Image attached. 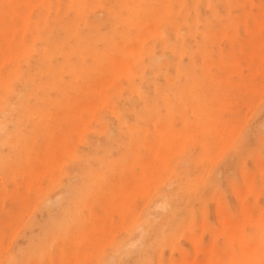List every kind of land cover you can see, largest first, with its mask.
<instances>
[{
	"label": "rangeland",
	"instance_id": "374dc122",
	"mask_svg": "<svg viewBox=\"0 0 264 264\" xmlns=\"http://www.w3.org/2000/svg\"><path fill=\"white\" fill-rule=\"evenodd\" d=\"M262 217L264 0H0V264H264Z\"/></svg>",
	"mask_w": 264,
	"mask_h": 264
},
{
	"label": "bare ground",
	"instance_id": "6f19581e",
	"mask_svg": "<svg viewBox=\"0 0 264 264\" xmlns=\"http://www.w3.org/2000/svg\"><path fill=\"white\" fill-rule=\"evenodd\" d=\"M196 4H197V3H196ZM138 6H139V5H138ZM138 6H137V7H138ZM131 21H132V20H131ZM154 35H155V34H154ZM178 62H179V61H178ZM168 63H169V62H168ZM168 63H167V65H168ZM176 63H177V62H176ZM165 64H166V62H165ZM170 79H172V77H171ZM172 81H173V80H172ZM160 88H161V87H160ZM162 89H163V86H162ZM165 95H166V94H165ZM140 96H141V95H140ZM169 99H170V98H169ZM166 100H168V99H166ZM120 116H121V114H120ZM123 121H124V120H123ZM130 125H132V123H131ZM133 126H134V125H133ZM146 130H147V129H146ZM161 134H162V133H161ZM161 136H162V135H161ZM167 140H168V139H167ZM167 140H166V141H167ZM120 141H121V140H120ZM148 142H149V141H148ZM164 142H165V141H164ZM146 143H147V142H146ZM159 143H160V142H159ZM152 144H153V143H152ZM156 144H157V143H156ZM154 152H155V151H154ZM140 153H141V152H140ZM161 154H162V153H161ZM155 156H157V154H155ZM161 156H163V155H160V157H161ZM165 156H166V155H165ZM117 158H118V157H117ZM119 158H120V156H119ZM60 159H61V157H60ZM112 159H113V158H112ZM52 161H53V160H52ZM112 162H113V161H112ZM48 163H49V162H48ZM152 163H153V162H152ZM19 164H20V163H18V165H19ZM138 164H139V163H138ZM120 165H121V164H120ZM155 166H156V165H155ZM41 168H42V167H41ZM10 169H11V168H10ZM31 169H32V168H31ZM31 169H30V170H31ZM37 169H38V168H37ZM44 169H45V168H44ZM33 170H34V169H33ZM33 170H32V171H33ZM35 170H36V169H35ZM38 170H40V169H38ZM60 170H61V169H60ZM53 171H54V170H53ZM98 171H99V170H98ZM36 172H37V171H36ZM27 173H28V172H27ZM160 173H161V172H160ZM28 178H29V177H28ZM26 181H27V180H26ZM95 181H96V180H95ZM30 182H31V181H30ZM30 182H29V183H30ZM32 183H33V182H32ZM38 184H39V183H38ZM30 185H31V184H30ZM36 185H37V184H36ZM37 187H38V185H37ZM144 188H145V187H144ZM175 188H176V186H175ZM178 189H179V188H178ZM91 190H92V188H91ZM143 190H144V189H143ZM1 192H2V191H1ZM3 194H4V192H3ZM85 194H86V193H85ZM184 195H185V194H184ZM86 196H87V195H86ZM84 197H85V196H84ZM25 201H26V200H25ZM77 202H78V201H77ZM79 202H80V201H79ZM75 204H76V203H75ZM77 204H78V203H77ZM80 204H81V202H80ZM80 204H79L78 207H80ZM85 204H86V203H85ZM76 206H77V205H76ZM80 208H81V207H80ZM78 210H79V209H78ZM192 211H194V210H192ZM81 215H82V214H81ZM68 216H69V215H68ZM69 217H71V216H69ZM73 217H74V215H73ZM137 218H138V217H137ZM245 218H246V217H244V219H245ZM144 219H145V218H144ZM249 219H250V218H249ZM249 219H248V220H249ZM257 219H259V218H257ZM261 219H262V220H261ZM263 219H264L263 217L259 219V220L262 221V224L259 222V223H260L259 226H261V225L264 224ZM61 220H62V219H61ZM143 221H144V220H143ZM249 221H250V220H249ZM240 222H241V221H240ZM244 223H245V222H244ZM249 223H250V222H249ZM182 224H183V223H182ZM183 225H184V224H183ZM185 225H186V224H185ZM233 225H234V224H233ZM244 225H245V224H244ZM250 225H252V224H250ZM181 227L183 228L182 225L180 226V228H181ZM184 227H185V226H184ZM242 227H244V226H242ZM242 227L239 229V230H240V234H239V232H238V235H240V236H242V237H250V233L248 234V233L246 232L248 235H247V234H246L247 236L244 235V233H245V229L242 228ZM263 227H264V226H263ZM263 227L259 228L258 231L262 230ZM257 228H258V224H257ZM62 229H64V228L62 227ZM241 229H244V231L241 230ZM254 229H255V228H254ZM60 230H61V229H60ZM60 230H59V231H60ZM252 230H253V229H252ZM263 230H264V229H263ZM181 231H182V230H181ZM181 231H180V229H179V232H181ZM229 231H231V230H229ZM237 231H238V230H237ZM57 232H58V231H57ZM61 232H62V231H61ZM242 232H244V233H242ZM256 232H257V231H256ZM53 233L55 234V232H53ZM63 233H65V232L63 231ZM79 233H80V232H79ZM230 233H231V232H229V234H230ZM251 233H252V232H251ZM54 234H53V236H54ZM241 234H243L244 236L241 235ZM258 234H259V233H258ZM262 234H263V233H262ZM59 235H60V232H59ZM175 235H176V234H175ZM234 235H237V233L232 232V235H231V236H234ZM238 235H237V236H238ZM251 235H252V234H251ZM152 236H153V235H152ZM171 236H172V234H171ZM171 236H170V237H171ZM173 236H174V235H173ZM173 236H172V238H171L172 241H169V242H172V243L174 244L175 242H173V240H174V237H173ZM231 236L228 237V238H231ZM257 236H258V235H257ZM54 237H55V236H54ZM54 237H53V238H54ZM176 237H177V236H176ZM234 237H236V236H234ZM234 237H232L231 239H233ZM242 237H241V238H242ZM251 237H252V236H251ZM258 237H260V236H258ZM258 237H256L257 239H256V242L254 243V244H256L257 247L255 246V247H256V248H255L254 245H253V247H252V248H254V250L256 249V251H257V250H260V249H259V246L257 245V244H258L257 241H258V239H259ZM262 237H263V235H262ZM165 238H166V239L168 238V240H170L169 236H167V237H165ZM241 238H239V240H240ZM252 238H253V237H252ZM151 239H152V238H151ZM237 239H238V237H237ZM242 239H244V238H242ZM245 239H246V238H245ZM245 239H244V241H242V240H241V241L245 243V241H246ZM262 239H263V238H262ZM152 240H153V239H152ZM239 240H238V242H239L238 245L242 244V246H243V243H241V241H239ZM161 241H162V240H161ZM161 241H160V242H161ZM174 241H175V240H174ZM259 241H260V240H259ZM236 242H237V241H236ZM161 243H162V242H161ZM162 244H163V243H162ZM162 244H161V245L159 244L160 246L158 245L159 248L162 247ZM134 245H135V244H134ZM242 246H240V248H243V249H244V247H245V249L248 250V249L250 248V250H251V247H249V246H248V247H246V245H245L244 247H242ZM251 246H252V245H251ZM260 247H261V246H260ZM159 248H158V250H159ZM162 248H164V247H162ZM162 248H160L159 252L162 250ZM257 248H258V249H257ZM261 248L264 249V246L261 247ZM41 249H42V248H41ZM45 249H46V248H45ZM262 249H261V250H262ZM247 250H244V251H247ZM44 251H45V250H44ZM242 251H243V250H242ZM263 251H264V250H262L261 253H262ZM40 252H41V251H40ZM240 252H241V249H240ZM247 252H248V251H247ZM259 252H260V251H259ZM242 253H243V252H242ZM256 253H257L256 255L259 254L258 251H257ZM42 254H43V253H42ZM81 254H82V253H81ZM81 254H80V255H81ZM158 254H159V253H158ZM239 254H240V253H239ZM246 254H248V253H246ZM263 254H264V252L261 254V255L263 256V258H264V255H263ZM38 255H40V254H38ZM256 255H255V256H256ZM259 255H260V254H259ZM246 256H247V255H246ZM246 256L244 257L245 259H246ZM79 257H80V256H79ZM79 257H78V258H79ZM238 257H239V256H238ZM238 257H237V258H238ZM247 257L249 258V256H247ZM252 257H253V256H252ZM258 257H260V256H258ZM78 258H77V261L75 262V264L78 263ZM80 258L82 259V257H80ZM84 258H85V257H84ZM244 258H243V259H244ZM261 258H262V257H261ZM263 258H262V260H263ZM37 259H39V258H37ZM235 259H236V258H235ZM239 259H240L239 261L242 262V261H241V258H239ZM237 260H238V259H237ZM247 260H248V259H247ZM250 260H252V258H251ZM66 261H67V260H66ZM85 261H86V260H84V262H85ZM105 261H106V259H105ZM148 261H149V260H148ZM245 261H246V260H245ZM252 261H253V260H252ZM252 261H251V262L249 261V263H252ZM254 261H255V260H254ZM254 261H253V263H255ZM26 262H27V261H26ZM69 262H70V261H69ZM69 262H67V263L69 264ZM79 262H80L79 264H81V261H79ZM82 262H83V261H82ZM263 262H264V261H263ZM253 263H252V264H253ZM27 264H28V263H27ZM31 264H32V263H31ZM70 264H71V263H70ZM82 264H83V263H82ZM228 264H229V263H228ZM232 264H234V263L232 262ZM242 264H243V263H242ZM246 264H247V263H246Z\"/></svg>",
	"mask_w": 264,
	"mask_h": 264
}]
</instances>
